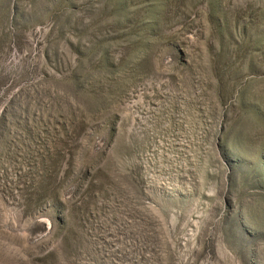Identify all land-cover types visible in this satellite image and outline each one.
Segmentation results:
<instances>
[{
	"label": "rangeland",
	"instance_id": "374dc122",
	"mask_svg": "<svg viewBox=\"0 0 264 264\" xmlns=\"http://www.w3.org/2000/svg\"><path fill=\"white\" fill-rule=\"evenodd\" d=\"M0 264H264V0H0Z\"/></svg>",
	"mask_w": 264,
	"mask_h": 264
}]
</instances>
